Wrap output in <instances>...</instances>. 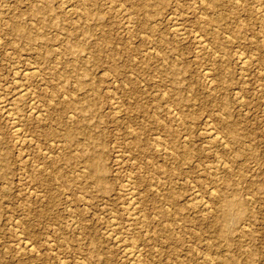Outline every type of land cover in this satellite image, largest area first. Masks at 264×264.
Listing matches in <instances>:
<instances>
[{"label": "rangeland", "instance_id": "rangeland-1", "mask_svg": "<svg viewBox=\"0 0 264 264\" xmlns=\"http://www.w3.org/2000/svg\"><path fill=\"white\" fill-rule=\"evenodd\" d=\"M208 1L0 0V264H264V0Z\"/></svg>", "mask_w": 264, "mask_h": 264}, {"label": "bare ground", "instance_id": "bare-ground-1", "mask_svg": "<svg viewBox=\"0 0 264 264\" xmlns=\"http://www.w3.org/2000/svg\"><path fill=\"white\" fill-rule=\"evenodd\" d=\"M208 1V0H207ZM213 1V0H212ZM215 1H217V0H215ZM209 2V1H208ZM68 3V2H67ZM235 4V3H234ZM66 5V4H65ZM122 5V4H121ZM233 5V4H232ZM71 7V6H70ZM236 9V8H235ZM196 10V9H195ZM233 10H234V8H233ZM124 12V11H123ZM171 15V14H170ZM173 15V14H172ZM220 15H222V13L220 14ZM129 16H131L130 14H129ZM217 16H218V14H217ZM215 17V16H214ZM220 17V16H219ZM221 18V17H220ZM131 19V18H130ZM129 19V20H130ZM213 20H214V18H213ZM138 21V20H137ZM184 21V20H183ZM131 24V23H130ZM202 25V24H201ZM178 28V27H177ZM197 28V27H196ZM180 29H181V27H180ZM176 30V32H179V33H183V31H181L180 32V30L179 29H175ZM15 31V30H14ZM174 31V30H173ZM195 31V30H194ZM175 32V33H176ZM260 32V31H259ZM174 33V32H173ZM178 33V34H179ZM198 33V32H197ZM199 35V34H198ZM226 36V35H225ZM252 38V37H251ZM201 39V38H200ZM205 43V42H204ZM200 51V50H199ZM145 53V52H144ZM143 53V54H144ZM241 58V57H240ZM247 60V59H246ZM245 65V64H244ZM21 69V68H20ZM35 71H37V70H35ZM32 72H34V71H32ZM205 72V71H204ZM18 73V72H17ZM25 73V72H24ZM29 73V72H28ZM27 73V74H28ZM31 73V72H30ZM29 73V74H30ZM28 76V75H27ZM17 78V77H16ZM27 78V77H26ZM211 79V78H210ZM208 80V79H207ZM17 81V80H16ZM209 81V80H208ZM221 82V81H220ZM15 84V83H14ZM212 84V83H211ZM19 88V87H18ZM18 88H17V90L16 91H18ZM28 89H24V91H27ZM20 92V91H19ZM18 94V93H17ZM20 94V93H19ZM27 93H21V95L23 96V95H26ZM16 95V94H15ZM146 95V94H145ZM17 96V95H16ZM19 97L20 96H18V99H19ZM23 98V97H22ZM241 98H243V97H241ZM11 100H13V98L11 99ZM20 100V99H19ZM16 101H18V100H16ZM16 101L14 102V103H16ZM119 101V100H118ZM32 102V101H31ZM3 103V102H2ZM10 103V102H9ZM37 103V102H36ZM7 106V105H6ZM5 106V107H6ZM9 106V105H8ZM21 106V105H20ZM19 106V107H20ZM2 107V106H1ZM0 107V108H1ZM29 107V106H28ZM10 109V108H9ZM173 109V108H172ZM7 110V109H6ZM5 110V111H6ZM4 111V110H3ZM31 111V110H30ZM119 111V110H118ZM117 111V112H118ZM173 111H174V109H173ZM10 111H8L7 113H9ZM14 111H11V113H13ZM28 113V112H27ZM5 114V113H4ZM14 114V113H13ZM37 114V113H36ZM169 114V113H168ZM8 116H9V114H8ZM20 117H23V116H20ZM9 118H11V117H9ZM13 118V117H12ZM11 118V119H12ZM17 118V117H16ZM15 120V119H14ZM41 120V119H40ZM12 121V120H11ZM10 122V121H9ZM18 122V121H17ZM16 124V123H15ZM12 125H14V123L12 124ZM14 126H16V125H14ZM209 126V125H208ZM232 127V126H231ZM17 129L16 127H13L12 129ZM14 129V130H15ZM19 129V128H18ZM210 129V128H209ZM15 132V131H14ZM15 133H17V132H15ZM20 133V132H19ZM18 136H20V134L18 135ZM217 136V135H216ZM28 137V136H27ZM137 137V136H136ZM214 138H216V137H214ZM210 139V138H209ZM223 139V138H222ZM18 140V139H17ZM23 140V139H22ZM135 140H137V139H135ZM50 141V140H49ZM51 142V141H50ZM206 144V143H205ZM164 147V146H163ZM248 149V148H247ZM45 151V150H44ZM172 151V150H171ZM59 152V151H58ZM42 153H43V151H42ZM48 153V152H47ZM146 153V152H145ZM51 155V154H50ZM174 156V155H173ZM219 158V157H218ZM247 160V159H246ZM130 161V160H129ZM132 162V161H131ZM248 163V162H247ZM83 168V167H82ZM229 169V168H228ZM140 173V172H139ZM141 174V173H140ZM215 176H217V175H215ZM137 180V179H136ZM126 182V181H125ZM125 184V183H124ZM136 185V184H135ZM128 186V185H127ZM152 186V185H151ZM152 188H153V186H152ZM131 189V188H130ZM212 192V191H211ZM213 193H214V191H213ZM132 198H134V197H132ZM216 198V197H215ZM134 200V199H133ZM196 200V199H195ZM199 201V200H198ZM205 203V202H204ZM128 204V203H127ZM134 204V203H133ZM132 204V205H133ZM137 204H139V203H137ZM205 204H207V203H205ZM131 205V206H132ZM135 205V204H134ZM128 206H130V205H128ZM137 206V205H136ZM154 206V205H153ZM132 209H133V207H132ZM135 209V208H134ZM131 209H129V213H131V211H130ZM124 212V211H123ZM134 212V211H133ZM132 212V213H133ZM127 213V212H126ZM206 213V212H205ZM227 213H230V212H227ZM133 216V215H132ZM135 216V215H134ZM215 216V215H214ZM130 217V216H129ZM145 217V216H144ZM229 217V216H228ZM138 218V217H137ZM225 218V217H224ZM134 219V218H133ZM135 219H136V217H135ZM146 219V218H145ZM233 219V218H232ZM137 220V219H136ZM147 220V219H146ZM224 220H226V219H224ZM231 220V219H230ZM134 221V220H133ZM229 221V220H228ZM227 223V222H226ZM75 225V224H74ZM134 225V224H133ZM148 225V224H147ZM112 226V225H111ZM225 226V225H224ZM141 227V226H140ZM248 227V226H247ZM223 228V227H222ZM219 229V228H218ZM103 230V229H102ZM221 230V229H220ZM226 231V230H225ZM145 232V231H144ZM109 233H111V232H109ZM113 233V232H112ZM107 235V234H106ZM116 236V235H115ZM27 240V239H26ZM114 240V239H113ZM118 240V242H121L119 239H117ZM126 240V239H125ZM124 240V241H125ZM22 240H20V242H21ZM127 241V240H126ZM137 241V240H136ZM172 241V240H171ZM117 242V241H116ZM25 244V243H24ZM138 243L137 242H134L133 241V245L130 247V248H126V246H125V250H124V253H125V255L128 257V258H130V262L132 261V263L131 264H138V257H137V248L139 247L138 245H137ZM16 245V244H15ZM27 245V244H26ZM33 246V245H32ZM138 246V247H137ZM128 247V246H127ZM160 248V247H159ZM69 249V248H68ZM156 250H157V248H156ZM21 251V250H20ZM187 251V250H186ZM56 253V252H55ZM155 253V252H154ZM58 255V254H57ZM207 256V255H206ZM213 256H216V255H213ZM61 259V258H60ZM63 262V261H62ZM227 262V261H226ZM211 263V262H210ZM223 263V262H222ZM222 263H220V264H222ZM225 263V262H224ZM218 264H219V262H218ZM227 264V263H226Z\"/></svg>", "mask_w": 264, "mask_h": 264}]
</instances>
